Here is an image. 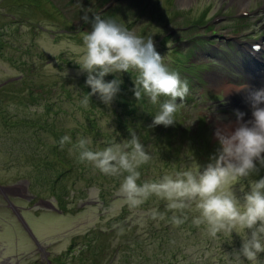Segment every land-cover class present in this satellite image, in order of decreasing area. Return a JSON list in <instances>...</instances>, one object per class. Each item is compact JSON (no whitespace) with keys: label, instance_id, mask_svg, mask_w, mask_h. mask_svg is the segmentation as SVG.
<instances>
[{"label":"rangeland","instance_id":"374dc122","mask_svg":"<svg viewBox=\"0 0 264 264\" xmlns=\"http://www.w3.org/2000/svg\"><path fill=\"white\" fill-rule=\"evenodd\" d=\"M105 1L0 0V31L6 30L0 37L7 42L2 46L3 55L0 54V264L33 262L52 264L49 259L63 254L75 239L80 243L79 238L89 232L106 231L109 225H115L114 219L122 214L125 208L128 210L126 220L115 229V237L112 239L113 250L106 252L105 264H251L242 255L241 261L234 259L242 244L241 234L233 230L228 234L218 233L217 237L213 238L208 234L206 224L199 227L191 224L175 226L172 220L167 218L164 210L167 208L159 206L160 198L157 196L158 200L149 197L143 204L132 208L117 190L113 201L104 205L98 187L95 185L90 188L85 182L80 181L73 184V189L70 187L68 192H62L69 208L63 210L55 198L56 193L51 194V189L45 185H36L38 174L29 161L30 151L26 144L31 143L36 129L31 130L30 136L23 141L28 128L19 121L36 117L37 112L42 113L44 106L38 108L22 106L16 102V98L19 97L15 98L14 90L11 92L4 90L5 85L23 78L22 72L12 66L11 62L20 64L23 60H32L33 76L37 71L39 74L40 67L43 66V79L46 82L51 71L61 72L59 65L62 63L57 62L55 64L57 66L48 67V64L54 63L34 53L29 56L26 52L27 47L34 41L32 51L36 45L39 51L44 52L45 59L60 55L62 52L70 61L79 59V56L71 51V46L82 48V39L66 37L56 41L52 34L62 32V29L68 26L80 36L85 30L89 31L90 25H85L83 16L79 14L83 10L82 4L88 3L91 8L101 6L102 11L126 0ZM142 5L146 13L138 21V25L131 28L136 17L129 13L126 17L128 21L123 26L144 38L146 35H143L139 26L144 23V28H148L150 24L148 18L156 16L157 12L161 13L162 18L167 17L161 29L164 27L173 34L172 45L168 47L170 49L173 48V44L181 43L176 41V31L180 25L183 27L190 24V20L203 14L208 18L209 25L199 27L198 30L205 37L215 41V44L194 46L196 53L193 60L198 65L194 72L206 81L201 82L198 76L192 75L194 83L198 84L193 93L197 100L190 108V112H183L185 116V119L182 118L183 126L187 133L175 137L173 146L163 134L160 142L152 140L144 144L145 150L151 156L147 164L159 168V172L150 177L152 178L150 181H158L164 174L174 175L177 171L202 172L219 147L215 136L216 129L223 128L226 132L232 130L236 121L234 109L247 113L245 120L251 116L249 104L244 98L245 93L239 92L240 89L252 84V76L245 65L259 63L253 60L254 57L250 56L247 50H250L253 43L264 44V0H144ZM90 12L86 10L84 15L88 14L91 17L93 13ZM34 13L37 16H32ZM26 18L33 19L35 23L37 20L40 21L43 29L35 35L32 27L34 24L31 27L27 25ZM168 18L171 19L169 24ZM152 20L151 38L156 39L155 44L159 48L160 40L167 33H161V29L157 30L159 21L153 18ZM19 23L18 34L16 28ZM210 25L213 26V32L207 30ZM182 44L187 48L190 43L183 41ZM258 59L262 62L257 71L264 76V52ZM176 115L178 113H175ZM67 119L72 124L75 123L70 120V116ZM16 122L19 124L10 125ZM103 123L106 124L105 121ZM158 127L156 131L165 130L162 128L165 127L163 125ZM41 137L44 141L47 138L46 135ZM261 177H264V168L260 169L259 174L253 173L250 177L233 181L230 190L243 203L244 193L240 190L241 186L248 191L249 179L258 180ZM108 186L115 187L116 182L113 181ZM48 202H52L59 210L49 209ZM164 203L168 201L164 200ZM185 210L193 212L187 216L192 220L197 217L195 213H199L195 208V202H191ZM153 211L163 215L164 219H160L159 215L153 219L151 216ZM172 212V216L175 214L180 217V213L184 214L179 210ZM20 217H23L32 234L40 242V246L35 244ZM250 231L245 230L249 234ZM129 242L133 244L130 243L128 249L122 250L121 245ZM117 249L120 250L116 253ZM70 264L88 262L76 260ZM258 264H264V253L258 254Z\"/></svg>","mask_w":264,"mask_h":264},{"label":"clouds","instance_id":"9594fccd","mask_svg":"<svg viewBox=\"0 0 264 264\" xmlns=\"http://www.w3.org/2000/svg\"><path fill=\"white\" fill-rule=\"evenodd\" d=\"M82 20L90 25V30L82 37L83 47L71 46V51L79 56L75 61L79 65L78 74H87L85 83L91 88L82 99V105L87 107L89 96L98 95L104 104L110 106L120 92L122 74L134 71L137 74L133 77L131 91L136 100L147 97L150 104L159 103V111L151 126H172L176 121L177 100L184 101L189 91L188 83L178 72L169 70L154 40L151 37L145 39L96 13L91 17L85 14ZM260 49V45H253L254 52ZM109 74H114L115 78L106 80ZM256 82L252 77V84L257 86ZM241 91L245 93L251 116L245 120L247 113L234 109L236 121L232 130L216 129L219 147L202 172L177 171L174 175L164 174L158 181L138 184L141 175L138 169L148 163L151 156L131 129V138L122 146L93 151L88 147L90 140L79 138L70 152L73 149L78 151L79 162L91 163L104 175L123 176L119 192L132 208L143 204L152 195L168 201V210L180 212L195 202L200 213L192 221L195 226L206 224L207 232L213 238L218 233L228 234L235 230L243 240L234 259L241 261L242 255L251 264H258V254L264 253V177L249 179L248 191L241 186L243 203L230 188L233 181L259 174L264 168V87L247 86ZM161 97L168 99L161 102ZM67 143H71V138L65 135L59 144L63 148ZM158 215L164 219L155 211L151 213L153 219ZM186 219V216L181 218L175 214L171 217L175 226ZM246 229L251 230L250 234L245 232Z\"/></svg>","mask_w":264,"mask_h":264},{"label":"trees","instance_id":"16d2710c","mask_svg":"<svg viewBox=\"0 0 264 264\" xmlns=\"http://www.w3.org/2000/svg\"><path fill=\"white\" fill-rule=\"evenodd\" d=\"M100 1L106 2L105 0ZM142 1L144 0H126L118 2L112 8L102 11L101 9L103 8H101V6L98 8H91V5L88 3L87 5L82 4L83 10L80 11L79 14L83 16L85 11L89 10L92 13L101 15L103 19L114 20L118 24L124 25L127 23L128 19L126 17L130 13L129 15L136 17L132 22V28L134 25L137 26L138 21L145 16L146 12L142 5ZM31 8L34 7L31 6ZM32 16H37V14L34 13ZM30 18H26L25 23L30 25V27L34 24L32 27L34 29L33 32L36 35L38 31L43 29L42 24L38 20L36 22L39 24H37ZM152 18L159 21L156 26V29L159 30L163 26L167 17L162 18V14L157 12V15L152 16ZM152 18H148L150 21L148 28H144V23L139 26L143 35H146L144 37L145 39L147 36H153L151 29L153 27ZM189 22L190 24H186L183 27L180 25L176 31V41H181L180 45L179 43L177 45L173 44L172 49L168 48L172 45L173 34L168 30H165L163 27L161 33H167V35L160 40V47L158 48L156 46L157 51L161 54L164 63L168 66L169 70L178 72L181 79L187 81L189 88L184 101L180 102L179 99L177 100L178 107L176 113H178V115L175 116V123L172 126L162 127L165 130L162 129L160 132L156 130L159 128L158 126L161 125L155 127L151 126L154 115L159 111V103L152 105L147 97L142 101H137L134 93L131 91L134 87L133 77L137 74L134 71L122 74L121 79L123 83L121 84L120 92L116 95L110 106L104 104L98 95H93L92 97L89 96L88 106L85 107L82 105L81 101L84 96L91 92V88L85 83L87 74H78L79 65L75 63L76 59L71 61L68 60L63 52L60 55L45 59L44 52L42 53L39 51L36 45L34 46V51H32L33 41L26 50L29 56H32V53H34L36 56L42 57L44 60L48 59L47 61L54 63L48 64V67L57 66L55 65L57 62L62 63L59 65L61 72L51 71L48 74L46 82L45 79H43V66L40 67L41 71L39 74L38 71L35 72V77L32 75L34 69L32 60H23L20 64H17L14 61L11 62L12 66L22 72L23 78L14 80L7 86L5 85L3 87L4 90H6V92L14 90L15 98L16 96L19 97L18 99L16 98V102L22 106L28 105L36 108L44 106L42 113L37 112L36 117L22 119L19 123L28 128L25 132L23 141H26V138L30 136L31 130L33 131L36 129L34 131V138H31V143H26L28 151H30L29 161L34 169L36 168L38 174L36 185H45L49 190L51 189V194L56 193L57 195L54 197L59 201L60 209H69L66 205L68 201L62 196V192H68L70 187L73 189V184H78L80 181L85 182L86 186H89L90 188L96 185L100 191L102 204L107 205L110 201H113L114 197H116L117 190H119L120 184L124 178L123 176L104 175L98 169H95L91 163L86 161L79 162L78 151L73 149L70 152V149L73 148V145L77 143L79 138L90 140L88 145L89 149L97 151L103 150L108 146H122L126 140L131 138L130 129L136 132L143 145L152 140H161L163 134V137H165L169 144L173 146L175 137L180 136L182 133H187L186 128L183 126L182 118L185 119L183 112H190V108L197 100V98L193 97V93L198 87V84L194 83L192 76L195 74L194 71H196L198 67L196 61L193 60L196 53L194 46H201L203 44L209 46L215 44V41L205 37L201 34L200 30H198L199 27L203 28L209 25L208 18H205L204 14L190 20ZM169 23H171V19L168 18V24ZM16 30L19 34L20 23ZM62 30V32L52 34L56 41L66 37H77V39H82L83 35L87 32V30H85L83 35L80 36L69 26ZM207 30L213 32V26L210 25ZM5 33L6 30H2V32L0 31L2 36ZM158 37L160 38V36ZM152 39L154 42L156 41L155 38ZM183 41L190 43L187 48H184L186 45L182 44ZM5 43L7 42L0 37L1 55H3L2 46L5 45ZM19 49L22 50V47L19 46ZM168 49L170 51H168ZM64 63L67 65L64 66ZM197 76L201 82L206 81L202 76L196 75V77ZM114 78V74H109L105 77V79L109 81ZM165 99L168 98L161 97L160 101L163 102ZM75 111L78 112L75 113ZM68 116H70V120L75 121V123L72 124L67 119ZM3 119L6 122L4 116ZM63 121H66L65 124H62ZM104 121L106 123L105 125L103 123ZM19 123L16 122L10 125L16 126ZM40 134L46 135L47 138L45 141ZM65 135L71 138V143H67L61 148L59 141ZM153 136L155 139H151ZM51 140H53V142H50ZM138 171L141 175L137 183L143 184L145 181H150V179H152L150 177H154V175L159 172V168L155 165H148L146 163L141 165ZM113 181L116 182V186H108V184ZM150 197L154 200H158L156 199V195ZM158 203L160 207H166L167 205V203H164V200L161 198L158 200ZM164 210L168 215L167 218L171 220L173 213L172 210H167L165 208ZM183 212L184 214L180 213L181 218L185 216L187 217L188 214L191 215V213H193L188 212V210L185 209ZM126 214H128V210L125 208L122 214L114 219L116 224L109 225L107 228L108 230L89 232L87 235L79 238L81 241L80 243L78 239H75L69 246L68 250L59 256L51 257L49 261L52 264H70L71 262L75 263L76 260L87 261L88 264H105L104 258L106 257V252H112L113 250L112 239L115 237V229H117L116 227H119L118 225H120L121 222L126 220ZM195 215L198 216L199 213H195ZM192 221L193 220L190 217L182 224L194 225ZM130 243L132 242L121 245L123 246L122 250L128 249ZM119 250L120 249L115 250L116 253ZM33 264L41 263L33 262Z\"/></svg>","mask_w":264,"mask_h":264},{"label":"bare ground","instance_id":"6f19581e","mask_svg":"<svg viewBox=\"0 0 264 264\" xmlns=\"http://www.w3.org/2000/svg\"><path fill=\"white\" fill-rule=\"evenodd\" d=\"M260 63H258V64H254V65H248V66H246L245 65V68H246V70L248 71V73H250V75L254 78V79H256L257 80V86H255V85H253V84H250V86L251 87H253V88H260V87H264V80L262 79V75L257 71L260 67V65H259ZM239 93H241V94H243V92L241 91V89H240V92Z\"/></svg>","mask_w":264,"mask_h":264},{"label":"water","instance_id":"95a60500","mask_svg":"<svg viewBox=\"0 0 264 264\" xmlns=\"http://www.w3.org/2000/svg\"><path fill=\"white\" fill-rule=\"evenodd\" d=\"M3 187V186H2ZM48 208L49 209H53V210H59L52 202H48ZM20 214V213H19ZM21 216V215H20ZM21 218V220H22V222H23V224H25L26 225V228H27V230L30 232V234H31V236H32V238H33V240H34V242H35V244L37 245V246H40V242L36 239V237L34 236V234H32L33 232L29 229V227H28V225H27V223L25 222V220L23 219V217H20Z\"/></svg>","mask_w":264,"mask_h":264}]
</instances>
